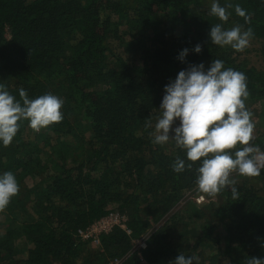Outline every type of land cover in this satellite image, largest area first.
<instances>
[{
    "label": "trees",
    "instance_id": "obj_1",
    "mask_svg": "<svg viewBox=\"0 0 264 264\" xmlns=\"http://www.w3.org/2000/svg\"><path fill=\"white\" fill-rule=\"evenodd\" d=\"M259 154L264 0H0V264H264Z\"/></svg>",
    "mask_w": 264,
    "mask_h": 264
},
{
    "label": "rangeland",
    "instance_id": "obj_2",
    "mask_svg": "<svg viewBox=\"0 0 264 264\" xmlns=\"http://www.w3.org/2000/svg\"><path fill=\"white\" fill-rule=\"evenodd\" d=\"M232 38L235 39V37L229 35L227 38ZM259 46L260 42L255 39L251 38H242L239 41V49L237 50L238 53L240 54V57H243L248 60L249 64H252L254 66L260 67L262 62H263V57L259 51ZM220 117V116H219ZM218 117V119H219ZM194 119L193 121L187 117V115H182V116H177V117H172V118H167L164 119L165 124L159 125L156 128V134L163 140H169L172 138L174 135L179 136V137H196L199 134L203 133L206 131L208 128V120L207 119H202L201 121L197 120V118ZM189 124L190 127L188 126ZM210 126V123H209ZM189 127V128H188ZM260 159L256 160V166L260 165ZM238 172V171H237ZM224 174H228L223 172ZM237 173H229L231 177V181L236 182V180H240V175H236ZM216 177V174L212 175L208 181L213 180ZM26 181L29 182V178H26ZM198 191H195L192 196H194ZM200 193V192H199ZM201 194V193H200ZM205 200V199H204Z\"/></svg>",
    "mask_w": 264,
    "mask_h": 264
},
{
    "label": "built area",
    "instance_id": "obj_3",
    "mask_svg": "<svg viewBox=\"0 0 264 264\" xmlns=\"http://www.w3.org/2000/svg\"><path fill=\"white\" fill-rule=\"evenodd\" d=\"M260 164L264 163V155L259 154ZM197 203H201L204 201V196L202 194H197L194 197ZM126 217L119 212H110L104 217L100 218L96 222L92 223L86 228L78 230V234L82 239H91L93 243H99V235L101 233L109 232L113 227H120L124 229L127 233L130 230L126 227ZM146 247V235L141 236L134 240L133 251H138ZM121 259H114L111 264H120Z\"/></svg>",
    "mask_w": 264,
    "mask_h": 264
}]
</instances>
